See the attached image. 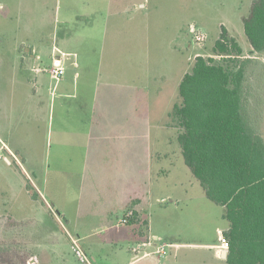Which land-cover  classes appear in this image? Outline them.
I'll use <instances>...</instances> for the list:
<instances>
[{
    "label": "rangeland",
    "instance_id": "1",
    "mask_svg": "<svg viewBox=\"0 0 264 264\" xmlns=\"http://www.w3.org/2000/svg\"><path fill=\"white\" fill-rule=\"evenodd\" d=\"M253 1L0 0V140L14 155L0 153L10 162L0 160V264H226L214 256L230 227L225 209L207 199L187 167L182 130L170 114L181 104L180 84L196 59L222 61L214 48L223 26L244 58L258 59L250 82L264 99V53L253 51L244 29ZM193 29L206 37L203 43L195 42ZM37 44L44 48L35 64L41 75L32 70ZM54 45L77 54V66L70 58L59 83L47 73ZM92 88L99 92L94 121L104 127L100 135L132 139V150L117 163L93 144L88 156L82 133H75L78 115L92 124V106L80 114L75 105L81 100L84 107ZM35 89L45 92L40 99ZM76 91V99H65L70 114L64 117L60 94ZM254 117L264 140L263 104ZM28 183L46 205L32 199ZM102 192L111 199L104 201ZM130 195L158 240L148 242L144 224H122ZM164 245L166 256L158 253Z\"/></svg>",
    "mask_w": 264,
    "mask_h": 264
},
{
    "label": "trees",
    "instance_id": "2",
    "mask_svg": "<svg viewBox=\"0 0 264 264\" xmlns=\"http://www.w3.org/2000/svg\"><path fill=\"white\" fill-rule=\"evenodd\" d=\"M244 29L253 51L264 53V0L253 1ZM214 51L222 61L196 59L170 118L182 130L178 142L187 167L207 198L225 209L226 263L264 264V140L254 117L264 99L250 82L258 59L244 58L224 26ZM31 185L32 199L46 205Z\"/></svg>",
    "mask_w": 264,
    "mask_h": 264
},
{
    "label": "crops",
    "instance_id": "3",
    "mask_svg": "<svg viewBox=\"0 0 264 264\" xmlns=\"http://www.w3.org/2000/svg\"><path fill=\"white\" fill-rule=\"evenodd\" d=\"M108 1L111 2L112 0H108ZM115 1H116V3L120 2V0H115ZM121 1L123 2L124 0H121ZM109 7L111 8V6H109ZM115 28H118V26H115ZM105 30H106V28H105ZM116 30L117 29L112 30L110 35H111L112 41H114L116 43V45L119 46L118 44H122L123 40L119 39L121 37L117 36ZM86 39L89 40V38H86ZM117 46H114L116 51H117V49H119V48H117ZM43 52H44V48H43L42 45L40 46L39 44H37V45L32 47V55L36 56L35 60L32 62V64H33L32 65V70L35 71V73L37 75H41L42 72L40 71V68L35 67V64H37L39 61L43 60V57H42ZM20 54L24 55V53H20ZM49 56L51 57L52 66H53V63H54L55 59L64 58L65 56L69 57L68 60L65 61V66H66V64H67V62L69 60L71 61L70 58H72V57L75 58V61L72 63V65L74 67L77 66V62H76L77 54L76 53H74V55H72L71 53H65L59 47H55V45L53 46V49H52L51 54ZM91 56L92 55H90L88 57L90 61L89 60L86 61V64H90V65L92 64ZM83 60H84V63H85V59H83ZM36 68H38V69H36ZM75 71L77 72L76 68H75ZM92 73L94 75H96L97 77H100V79H101V75L100 74H98L95 71L92 72ZM92 73H90V74H92ZM78 76L80 77L79 73H76L74 75L75 80L79 79ZM88 76H89V74L86 75V77H88ZM41 80H42V78L38 77V81H41ZM57 83H59V82H57ZM93 83H94V81L91 83V87L93 86ZM96 86H97V83H96ZM96 86H95V88H96ZM44 93L45 92L42 89H35L34 90V97H36L37 99H40L41 96ZM64 93L60 94V101L62 102L63 113L65 114L64 117H66V116H69L70 112L66 113V107H65L66 102H65V99H69L71 96H72L73 99H76L77 95L79 96V94L77 93V91L75 92L74 95H72L70 93H66V94H64ZM98 93H99L98 90L96 91V89H94V91H93V88H92L90 96H89V94L85 95V98L90 97V100H89V98L87 99V101L85 102L86 105H84V107L81 104V100L78 103H75V105H77L76 107H77V109H78L80 114H81L82 111L88 109L87 106H90V107L92 106V108H89L90 109L89 113L91 115L90 119H92V124H87V122L85 120L86 114H85L84 117H83L84 114L82 116L78 115L77 117H75V121L77 122V125H78V126H74L75 127V133H76V130H77L76 135H80L81 136V133H82V135L84 137V144H86L85 153H87L88 156H89V154L92 151V144H93V145H96V147L93 146V150L94 149L97 150L99 155H102L104 158L110 159L111 161H115L117 163V162L121 161V158H123V155H126V154L128 155L129 150H132V147H131L132 139H129V137L127 136V133H125L126 135L121 139V142L119 143L118 137L113 132L110 133L108 131H105V132L101 133V135H100V131H103L102 128H104V127L101 125V123H99V125H98V122L94 121L95 117L97 116V111H98L96 109ZM37 102H38L37 105H38V109H39V107H42L41 106L42 102L40 100L37 101ZM82 113H84V112H82ZM85 122H86V124H85ZM90 123H91V121H90ZM94 124L97 125L98 127L95 126ZM108 124L110 125V128H114L113 124H111V123H108ZM92 130H97V136H93V131ZM85 135H87V139L85 138ZM14 150L19 155H21L24 158V160H26V157L24 156L23 151H22L21 148H19V146H16ZM181 153H182V151H181ZM85 160H87L86 157H85ZM112 176H113V174H112ZM104 192H102V195H103L102 198H104V201H109L111 199L110 197L112 196V194L111 193H109V194L107 193L105 195ZM130 196H131L130 197L131 199H129V200L131 201L132 200V195H130ZM130 201H129V204L127 203L126 206L124 207V210H125L124 213L127 214L128 212L133 211L134 212V218H132L130 223L127 224V225L144 224L146 226L147 233H149V234H147V237L145 236L148 239V242L151 241V236H152V238L154 240H158L159 239L158 236L155 233H153V231L151 229V222H147V221L143 220V214L145 213V211H144V209H141L139 207L140 206L139 202L136 201V200H133V202L132 201L130 202ZM138 245H139L138 246V248H139V247H142V246H147V243L146 244L144 243L142 245L138 244ZM204 247L209 248L210 251L213 252L214 249L219 248V245H204ZM220 247H222V245ZM132 250H133V252L135 251V249H132ZM218 251L219 250H217V252L215 251V255L214 256L217 257L218 259L222 258L226 262V259L223 258V252H222V256L219 257L218 256ZM144 256L146 257V256H148V254H145Z\"/></svg>",
    "mask_w": 264,
    "mask_h": 264
},
{
    "label": "built area",
    "instance_id": "4",
    "mask_svg": "<svg viewBox=\"0 0 264 264\" xmlns=\"http://www.w3.org/2000/svg\"><path fill=\"white\" fill-rule=\"evenodd\" d=\"M192 32L195 35V42L196 43L200 44L206 40V37L203 34L195 32L194 29ZM68 58H69L68 56H65L64 58L55 59L53 66L48 71L45 70L44 72L47 71V73L50 74L52 79H54L57 82H60L66 75L65 61L68 60ZM0 145H1L0 146V153L4 149L6 151H9V153L11 155H13L12 152L9 150V148L6 146V144H4L1 140H0ZM0 160H6L7 162H9V159L7 157H5V156L1 157V155H0ZM132 218H134V212L130 211L127 213L126 217L122 220V224H124V225L129 224ZM166 247L167 246H165V245L162 246L161 250L158 253L161 254L162 256H166V254H167L166 250H165ZM73 249L75 250L77 256L79 257V259L83 263L88 262V260L86 258H84V254L81 251L80 247L78 246V243L73 242ZM224 251H228V246L223 242V238H222V247H220V249L218 251V256L221 257L222 252H224Z\"/></svg>",
    "mask_w": 264,
    "mask_h": 264
},
{
    "label": "water",
    "instance_id": "5",
    "mask_svg": "<svg viewBox=\"0 0 264 264\" xmlns=\"http://www.w3.org/2000/svg\"><path fill=\"white\" fill-rule=\"evenodd\" d=\"M227 256H228V251H224L223 252V258L227 259Z\"/></svg>",
    "mask_w": 264,
    "mask_h": 264
}]
</instances>
